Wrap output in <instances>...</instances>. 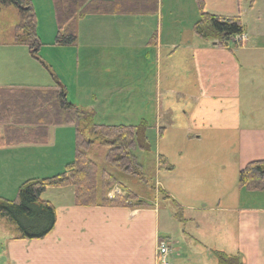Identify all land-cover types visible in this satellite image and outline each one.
<instances>
[{
	"label": "crops",
	"instance_id": "crops-1",
	"mask_svg": "<svg viewBox=\"0 0 264 264\" xmlns=\"http://www.w3.org/2000/svg\"><path fill=\"white\" fill-rule=\"evenodd\" d=\"M46 1L47 12L56 21L52 0ZM241 1L228 0L232 6L230 13L217 16H236ZM257 1H263L264 5V0H256L255 5ZM179 3L183 4V0ZM162 9L159 0L155 14L86 17L77 23L78 37L74 45L56 48L44 45L39 37V46L34 48L36 55L25 45L0 44V90L50 89L62 85L68 98L66 82L51 76L37 53L61 55L70 51L72 56L76 53L77 60L88 57L91 62L89 74L73 76V90L81 92L82 86L88 84L92 92L108 99L86 109L75 106L89 110L96 124H110L101 121L96 105L106 110L118 107L123 113L138 115L136 122L141 123L146 121V114H150L155 97L170 99L165 108L180 118L178 128L202 130L208 137L205 143L219 147L221 156L208 158L211 160L192 157L188 170L192 172L193 165L197 166V171H209L206 164L216 163V175H206L205 179L196 175L194 179L201 190L199 193L217 196V203L205 204L201 212L225 215L224 222H218L219 231L224 230L225 241L231 238L230 244L225 242L228 251L224 253L240 255L244 264H264V203L260 204L264 193L247 192L238 186L240 170L248 163L264 160V13L255 11V26L245 24L242 44L233 41L230 49H226L194 34L192 28L199 19L198 10L192 13L194 22L190 29L179 34L170 32L172 35L163 40L162 29L156 30ZM41 12V6L34 9L37 36ZM118 37L126 48L122 52L113 46V39ZM75 47L77 52L73 50ZM132 48L139 49L135 71L138 74L129 78L127 72L133 70L124 68L131 66ZM94 52L103 60H97ZM116 52L125 59L121 78L113 75L115 67L111 61ZM175 57L182 60L185 70L181 80L172 67L164 72L160 68L163 60L173 62ZM155 65L158 66L156 71ZM76 67L80 68L81 63ZM140 68L148 70L150 76L141 75ZM110 92H117L118 96ZM175 98L178 103L173 101ZM168 124L158 126L159 137H164L171 123ZM74 158L73 125L49 128L44 144L0 148V198L13 201L24 182L57 176ZM160 160L161 156L159 163ZM191 185L187 183L183 187L192 192ZM73 197L71 186L48 189L42 195V200L50 202L56 211V225L43 239H19L15 227L1 219L0 264H156L158 242L164 239L161 238L163 225L159 209L152 205L144 208L79 207L74 205ZM227 228L231 230L229 236Z\"/></svg>",
	"mask_w": 264,
	"mask_h": 264
},
{
	"label": "trees",
	"instance_id": "trees-1",
	"mask_svg": "<svg viewBox=\"0 0 264 264\" xmlns=\"http://www.w3.org/2000/svg\"><path fill=\"white\" fill-rule=\"evenodd\" d=\"M255 1L248 0L250 7ZM52 3L58 29L54 45L69 47L77 41L78 21L90 16L155 14L159 0H52ZM196 3L199 19L192 29L201 40L230 49L231 42L245 35L246 27L239 15H213L205 11L204 0H196ZM11 6L19 10L20 21L15 26L16 45H25L36 55L34 48L39 46V39L32 1L0 0V8ZM61 86L0 90V148L44 144L51 127L73 125L75 132V158L63 173L24 182L13 201L0 198V220L13 224L17 238L22 240L43 239L54 229L55 207L41 198L48 189L71 186L73 203L79 207L151 206L125 187L121 189L124 195L110 198L109 193L118 185L117 177L110 170L101 169L88 155L93 144L101 141L107 146L104 159L111 169L138 177L141 167L135 152L149 150L146 122L136 126L96 124L89 110L68 103L66 90ZM82 123L87 125L96 140L85 139ZM238 186L247 192L264 193V160L248 163L240 170ZM175 218L180 217L177 214ZM212 255L216 264H244L238 254L214 251Z\"/></svg>",
	"mask_w": 264,
	"mask_h": 264
},
{
	"label": "rangeland",
	"instance_id": "rangeland-1",
	"mask_svg": "<svg viewBox=\"0 0 264 264\" xmlns=\"http://www.w3.org/2000/svg\"><path fill=\"white\" fill-rule=\"evenodd\" d=\"M31 1L33 9H38L40 6L42 7V12L38 17V20H40L38 24L39 41L41 38L42 41L44 40L42 42L44 45L51 44L56 47L54 42L58 29L52 14L47 12V1ZM227 1L228 0H204L205 11L213 15L230 13V8H232V6L227 3ZM161 4L163 5L162 16L158 21V29L156 30L162 29L161 34L163 33V38H161L163 40L167 38H165V36L172 35L170 32L173 34H179L180 32L191 28L192 23L194 22V16L192 15L194 13L196 14L198 10L196 0H183V4H180L179 0L175 2L172 0H161ZM225 9L226 12H224ZM258 10L264 13L263 1H257L256 5L254 3V5L250 7L249 3L242 0L237 15L242 18L244 25L247 23L249 27H251L253 25L255 26L254 12ZM19 21V12L15 7L14 9L10 7L0 8V44L9 42L16 44L15 26ZM40 32H42V35H40ZM119 41H123L122 38H114L113 46L114 49L122 52L123 50H126V48ZM259 43L262 44L261 41ZM73 50L77 52L76 47ZM93 54L97 60H103L98 57L95 52ZM75 55L72 56L70 51L61 55H56L55 53L50 52L46 53L45 51L40 52V54L37 53V57L39 56L44 60V64L47 66L46 68L50 70L51 76L53 75V77H57L58 81L66 82V85L68 86L67 101L69 104L86 109L93 104L107 102L108 99H103L100 94L92 92L88 84L82 86L84 89L81 92L73 90L75 87L72 83L73 76L77 73H80L81 77L85 76V74H89V64L91 63L88 57L79 61L76 59ZM130 55L133 57L131 66L124 69L130 71L133 70L132 72H127L129 78H132V76L136 77L138 74V72L135 71L139 62V59L136 60V56L139 55V49L132 48ZM124 60L122 54L116 52L113 61H111L115 67V73H113V75L118 78L122 77ZM172 61L173 62L163 60L160 68L164 72L165 70L169 71V68L172 67L174 72L178 74V78L181 80L183 71H185L183 70L182 60L179 59V57H175ZM80 63L81 67L77 68L76 66L78 64L80 65ZM140 69L141 75L145 74V76H150L148 70ZM157 69L158 66L156 67L155 65L154 71ZM163 78L165 79V75ZM179 79L174 81L176 82ZM111 94L118 96L117 92ZM94 96L98 99L95 100L93 98ZM169 100L170 99L155 97L152 101L151 108L149 109L150 114H146L145 116L147 126L145 135L148 139L149 150H137L135 152L138 164L141 167L140 175L138 177L127 176L111 169L104 159L107 152V146L102 144L101 141H96L93 144L88 155L100 166L101 169L110 170L115 174L118 180V185L116 187L119 188L118 190H120L121 194H125L123 193L124 191L121 190L125 187L129 191L135 193L141 200L146 201L147 204L160 210L162 215V228L164 229V232L163 229L161 231V238L166 239L171 245L169 264H216V260L209 250L217 251L218 249L223 250L221 252L224 253L225 250H227V248H225V242L230 244L229 242L231 238L227 236H229L231 230L227 228V238L225 241L224 230L219 231L220 228L218 225V222H224L225 215L218 212H201L205 204H209L211 201L217 203V196L199 193L201 190L198 189L199 186L194 179L196 175H201V178L203 179H205L204 176L206 175H216V163L206 164L209 171H197V166L195 167L192 165L193 170L191 172V170H188V167H190V160L192 157H204L207 158V160H211L208 158L221 156L219 147L206 144L205 141L208 137L202 130L195 132L178 128L177 123L180 118H178L175 113L171 115L168 108H165V104L168 105ZM173 101L176 103L179 102L176 98ZM96 108L100 113L99 118H101V121L103 123H110L105 125H128V123H132L133 125L136 123L137 125L140 124V122H136L138 115H128L123 113V110L118 107H114L112 110H106L101 106L96 105ZM95 122L97 121L95 120ZM168 123H171V125L176 124V126L171 127L170 125L165 132L164 137H159L157 132L158 126H167L169 125ZM81 127L86 140H96L94 139V136L90 134L85 123H82ZM199 140L203 143H198ZM160 156L162 158V163H159ZM187 170L189 175L186 174ZM197 179L199 180L200 178ZM206 180L208 181L209 179ZM187 183H192L190 187V189L193 190L192 192L183 187V185H187ZM116 187H114L113 190ZM113 190L109 195H118L117 193H112ZM261 203H264V201L262 200L260 204ZM177 214L180 217L179 219L175 218ZM2 221L8 222L7 220ZM12 226L14 227L13 224ZM1 231L3 232V228L0 225V232ZM173 251H176L177 255H175Z\"/></svg>",
	"mask_w": 264,
	"mask_h": 264
},
{
	"label": "built area",
	"instance_id": "built-area-1",
	"mask_svg": "<svg viewBox=\"0 0 264 264\" xmlns=\"http://www.w3.org/2000/svg\"><path fill=\"white\" fill-rule=\"evenodd\" d=\"M169 251H168V246L165 243H161L158 247V260L162 262V264H169L167 262V257H168Z\"/></svg>",
	"mask_w": 264,
	"mask_h": 264
}]
</instances>
